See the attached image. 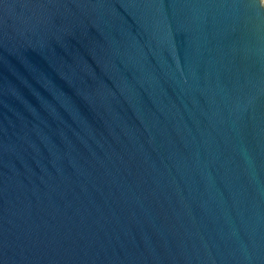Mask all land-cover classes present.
<instances>
[{
  "label": "water",
  "instance_id": "1",
  "mask_svg": "<svg viewBox=\"0 0 264 264\" xmlns=\"http://www.w3.org/2000/svg\"><path fill=\"white\" fill-rule=\"evenodd\" d=\"M0 264H264V0H0Z\"/></svg>",
  "mask_w": 264,
  "mask_h": 264
}]
</instances>
